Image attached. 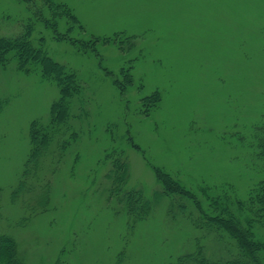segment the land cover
<instances>
[{
	"label": "rangeland",
	"instance_id": "rangeland-1",
	"mask_svg": "<svg viewBox=\"0 0 264 264\" xmlns=\"http://www.w3.org/2000/svg\"><path fill=\"white\" fill-rule=\"evenodd\" d=\"M50 1L79 23L55 16L45 0H0V35L30 29L35 45L77 72L90 116L55 173H44L53 188L50 210L29 215L35 195L14 200L13 190L31 125L48 122L59 88L38 71L19 70L15 60L0 66V98L7 102L0 112V233L18 241L26 264H114L123 249L128 264H169L198 242L217 251V240L191 223L189 202L162 200L129 229L122 206L108 198L109 165L100 159L123 149L128 188L148 197L161 191L154 165L198 192L232 188L246 199L264 180V0ZM156 91L162 102L146 114L142 100Z\"/></svg>",
	"mask_w": 264,
	"mask_h": 264
},
{
	"label": "trees",
	"instance_id": "trees-1",
	"mask_svg": "<svg viewBox=\"0 0 264 264\" xmlns=\"http://www.w3.org/2000/svg\"><path fill=\"white\" fill-rule=\"evenodd\" d=\"M45 1L55 16H65L74 25L79 23L69 8ZM31 34V30L27 29L15 37L0 35V66L5 67L15 60L19 70L27 73L38 71L44 80L55 83L59 88V98L51 106L48 122L37 120L31 125L30 151L20 180L13 190L14 200L19 195H35L36 205L28 209L29 215L34 216L48 212L52 202L51 180L46 179L44 173H55L56 165L71 149V143L80 133L78 130L81 131L84 126L82 121L88 119L90 111L85 87L77 72L52 59L41 45H35ZM100 40L96 38V41ZM110 40L104 39L105 42ZM125 77L126 85H131L132 75L126 72ZM142 101L146 106L145 113L149 114L150 110L160 105L162 95L156 91ZM6 103L0 98V112ZM73 106H78L75 113ZM76 122H81L79 128ZM258 149L264 169V121L258 127ZM100 160L104 165L107 162L109 165L104 176L110 183L106 190L108 198L122 206L129 229L133 230L138 223L151 217L155 207L169 198L171 206L179 203L177 200L184 201L185 205L189 202L194 208H191L189 215L191 223L210 237L209 241L217 240L213 245L217 251L210 252L207 242H198L193 251L178 255L169 264H264V180L250 188L246 199H240L235 193L230 194L232 188L203 186L198 192L164 168L151 165L161 191L156 190L148 197L142 188H128L130 162L123 149L106 150ZM31 216L22 218L21 224ZM128 257L129 254L123 249L114 264H128ZM0 264H26L18 241L10 234L0 233ZM56 264H62V260L58 259Z\"/></svg>",
	"mask_w": 264,
	"mask_h": 264
}]
</instances>
